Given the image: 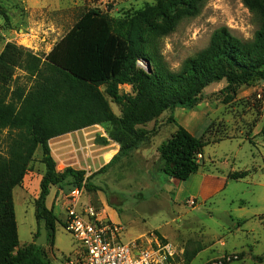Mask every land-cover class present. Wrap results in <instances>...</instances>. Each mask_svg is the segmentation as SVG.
<instances>
[{
  "label": "rangeland",
  "instance_id": "374dc122",
  "mask_svg": "<svg viewBox=\"0 0 264 264\" xmlns=\"http://www.w3.org/2000/svg\"><path fill=\"white\" fill-rule=\"evenodd\" d=\"M157 7L158 0H0V54L7 43H15L62 65L69 37L87 20L90 10L107 15L114 29L125 26L129 30L134 24L143 27L144 22L136 20L139 12L156 17ZM158 19L156 24H163ZM221 27L251 42L261 22L243 0H206L197 17L184 19L173 32L148 47L161 55L171 70L178 71L185 60L209 45L213 33ZM226 86L225 81L210 85L204 91V101L194 110L166 111L140 126L156 133L131 156L102 173L95 174L106 165L95 173L86 171V178L95 174L90 181L94 187L85 192L82 201L103 209V214L122 228V243L153 234L184 252V258L199 250L187 264H264V81L241 88L229 105L211 98ZM101 90L106 94L107 86ZM119 93L135 96L130 85L120 86ZM106 97L117 116L127 111L126 105ZM177 125L195 137L211 128L217 138H225L205 148L199 157L200 172L185 182L170 180L163 173L159 153L176 133ZM100 127L104 135L97 133L91 147L110 152L114 142H102L107 138L106 127ZM6 137L7 132L0 137V152H5ZM39 152L25 181L14 191L21 247L36 244L43 224L35 215L45 171L42 150ZM67 187H52L47 199L58 219L56 231L47 230V240L40 245L49 264H65L77 257L80 249L64 226ZM192 200L194 204L189 202Z\"/></svg>",
  "mask_w": 264,
  "mask_h": 264
},
{
  "label": "trees",
  "instance_id": "16d2710c",
  "mask_svg": "<svg viewBox=\"0 0 264 264\" xmlns=\"http://www.w3.org/2000/svg\"><path fill=\"white\" fill-rule=\"evenodd\" d=\"M205 1L158 0L156 17L139 12L136 20L143 21V27L134 24L129 30L125 26L114 29L107 15L90 10L87 20L69 37L62 65L49 62L24 46L5 45L0 54V137L7 132L8 150L0 152V264H49L42 247L20 246L16 220L14 189L23 184L36 151L42 150L45 171L35 215L39 222L46 223L47 230L55 232L58 222L54 210L47 206L51 188L66 185L68 193L86 178L83 170L67 168L58 172L49 141L93 126H105L107 138H102V142L112 141L120 149L95 174L102 173L150 142L156 130L146 131L140 126L166 111L196 109L210 85L227 83L211 98L229 105L241 88L264 81V0H243L261 22L251 42L221 27L213 33L209 45L185 60L178 71L171 70L161 55L149 50L152 41L173 32L181 21L197 17ZM157 18L163 24H156ZM18 71L22 76L17 75ZM123 85H130L135 96L121 95ZM102 86H107L106 94L115 103L127 106L121 116L112 110ZM177 127L159 153L163 173L185 182L200 172L199 157L205 148L225 138H217L211 128L195 137L186 128ZM94 175L86 178V191L93 189L90 181ZM198 251L186 254L185 264Z\"/></svg>",
  "mask_w": 264,
  "mask_h": 264
},
{
  "label": "built area",
  "instance_id": "2783aa9c",
  "mask_svg": "<svg viewBox=\"0 0 264 264\" xmlns=\"http://www.w3.org/2000/svg\"><path fill=\"white\" fill-rule=\"evenodd\" d=\"M85 192L86 182L65 194V229L80 245L78 256L65 264H185L184 252L153 234L122 243V228L104 215L103 209L83 202Z\"/></svg>",
  "mask_w": 264,
  "mask_h": 264
},
{
  "label": "crops",
  "instance_id": "0c3cea01",
  "mask_svg": "<svg viewBox=\"0 0 264 264\" xmlns=\"http://www.w3.org/2000/svg\"><path fill=\"white\" fill-rule=\"evenodd\" d=\"M97 133L101 134V136L104 135L101 127L98 125L77 132H73L64 136H60L49 141L51 154L56 162L58 172H63L67 168H73L75 170L82 169L83 171L87 172L91 170L93 173H95L97 170L107 165V163H109L110 160H112V158L118 153L120 147L118 144L112 143L109 147L111 150L110 152H107V150L105 151L104 149L100 148H96V150H94L91 147L90 142L95 139V135ZM3 141L5 142V152L3 153H6V151L8 150V142L6 140ZM97 150L98 152H95ZM39 153L40 152L38 149L35 153L34 160ZM108 154H110V157H108ZM80 157H83L84 161L76 162L75 159H80ZM88 158H91V160ZM205 176L206 175H204L203 177ZM207 177L208 176H206L205 179H207ZM170 180L173 179L170 178ZM17 188H20V186ZM17 188H15L14 191Z\"/></svg>",
  "mask_w": 264,
  "mask_h": 264
},
{
  "label": "water",
  "instance_id": "95a60500",
  "mask_svg": "<svg viewBox=\"0 0 264 264\" xmlns=\"http://www.w3.org/2000/svg\"><path fill=\"white\" fill-rule=\"evenodd\" d=\"M149 70V69H148ZM150 72V71H148ZM171 178V177H170ZM172 179V178H171ZM47 240V225L46 223L44 222L42 225H41V229H40V237L37 239L36 241V244L37 245H43Z\"/></svg>",
  "mask_w": 264,
  "mask_h": 264
}]
</instances>
